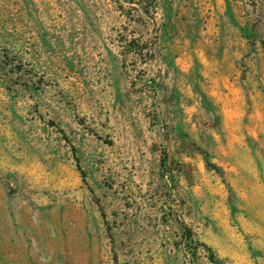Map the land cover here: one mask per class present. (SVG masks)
I'll list each match as a JSON object with an SVG mask.
<instances>
[{"label": "rangeland", "instance_id": "374dc122", "mask_svg": "<svg viewBox=\"0 0 264 264\" xmlns=\"http://www.w3.org/2000/svg\"><path fill=\"white\" fill-rule=\"evenodd\" d=\"M262 40L264 0H0V264H264Z\"/></svg>", "mask_w": 264, "mask_h": 264}, {"label": "trees", "instance_id": "16d2710c", "mask_svg": "<svg viewBox=\"0 0 264 264\" xmlns=\"http://www.w3.org/2000/svg\"><path fill=\"white\" fill-rule=\"evenodd\" d=\"M242 29L244 31H246L248 34H250V35L245 36L247 38L249 45L255 46V42H256L255 27L250 26V25H244ZM260 43L262 45V48L264 49V40H262ZM208 165H210V164H208ZM183 230H184L183 236L185 237V239H188L191 244L196 243V244H194L196 246V248L203 247L208 252L210 261L214 264H220V262L218 260H216L215 255H214V253L210 247L206 246L205 244H198L197 242H193L192 232L190 230H188L187 228H184V226H183Z\"/></svg>", "mask_w": 264, "mask_h": 264}]
</instances>
